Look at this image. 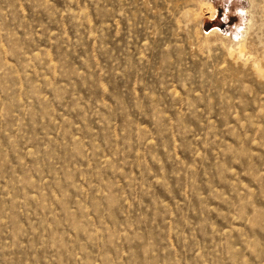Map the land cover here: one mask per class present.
<instances>
[{
	"label": "rangeland",
	"instance_id": "1",
	"mask_svg": "<svg viewBox=\"0 0 264 264\" xmlns=\"http://www.w3.org/2000/svg\"><path fill=\"white\" fill-rule=\"evenodd\" d=\"M0 264H264V0H0Z\"/></svg>",
	"mask_w": 264,
	"mask_h": 264
}]
</instances>
